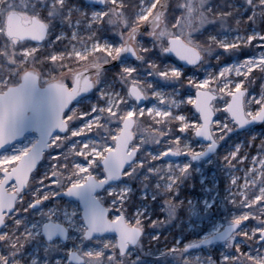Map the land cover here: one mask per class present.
<instances>
[{
	"label": "snow or ice",
	"instance_id": "1",
	"mask_svg": "<svg viewBox=\"0 0 264 264\" xmlns=\"http://www.w3.org/2000/svg\"><path fill=\"white\" fill-rule=\"evenodd\" d=\"M41 83L53 113L47 133L0 153V248L11 253L0 264L32 238L24 218L61 193L83 202L85 239L113 234L80 264H130L146 227L165 221L130 213L128 189H105L110 210L92 193L143 169L175 193L189 166L168 161L199 160L221 141H231L228 199L242 210L221 236L231 250L221 264H264V0H0V149ZM199 139L207 143L196 150ZM165 203L171 215L177 205ZM186 251L167 249L198 264Z\"/></svg>",
	"mask_w": 264,
	"mask_h": 264
},
{
	"label": "rangeland",
	"instance_id": "2",
	"mask_svg": "<svg viewBox=\"0 0 264 264\" xmlns=\"http://www.w3.org/2000/svg\"><path fill=\"white\" fill-rule=\"evenodd\" d=\"M74 2V0H70ZM183 2V0H180ZM221 0H213L219 4ZM232 0H224L225 6ZM215 64V60H212ZM45 71L46 66H39ZM202 75V73L200 74ZM92 102L96 97L91 96ZM83 109L84 105H73ZM189 108L191 106H188ZM135 119V117H134ZM144 121L142 127L148 128L153 125L150 118L141 117ZM78 123V122H75ZM155 127H161L156 125ZM174 127V125H173ZM259 130V127H257ZM36 141V134L30 133L24 136L22 142L12 145L3 154L11 155L14 151L31 147ZM231 141H221L218 151L207 161L190 163L184 159L179 161H169L174 166H189V174L185 176L177 186L175 193H165L158 190L159 178L154 174H149L147 169L138 171L135 175L121 178V180L106 189H128V211L130 213L140 212L151 218V221H165L159 228L146 227L145 235L140 246L133 248L130 252V264H181V258L170 254V260L164 257L167 249L176 246L184 249L188 244L197 242L222 230L225 225L231 223L232 219L240 214V208L233 206L229 197L230 171L225 167L222 157L225 149ZM205 144L195 142L194 147L200 150ZM152 145H146L147 150H153ZM47 161H41V165ZM147 196V199H145ZM98 200L108 210L111 208L112 199L104 189L97 194ZM171 199L177 212L169 214L166 200ZM69 207L73 209L71 213L66 211ZM76 202L67 201L58 196L35 210L24 218V231L32 234L24 248L14 257L13 264H70L67 260L68 252L94 251L100 249L101 243L111 236L96 237L85 240L80 211ZM168 209V210H167ZM247 211V209H243ZM57 222L65 226L68 230L66 242L56 239L46 242L41 233V227L46 222ZM146 224L150 221H145ZM199 232V234H197ZM159 235L158 241H153L152 236ZM243 252L252 251L245 244ZM0 253L11 255L7 248H0ZM231 250L227 247V241L221 244H214L200 250L186 251L183 259L198 261V264H221L222 257L230 255ZM174 256V257H173Z\"/></svg>",
	"mask_w": 264,
	"mask_h": 264
},
{
	"label": "water",
	"instance_id": "3",
	"mask_svg": "<svg viewBox=\"0 0 264 264\" xmlns=\"http://www.w3.org/2000/svg\"><path fill=\"white\" fill-rule=\"evenodd\" d=\"M41 101L43 102L42 106L39 107L38 109L34 108V105L40 103ZM75 104H76L75 101H73L72 104L70 105V107L72 105H75ZM52 119H53V113L51 110L50 97L45 92V86L43 84H40L38 86L37 91L33 95V99L30 101L29 107L25 112V116H24L22 122L18 126V129H17L18 135L16 136L15 140L12 141V144L10 146H6V148L0 149V153L7 151L14 144L22 142L24 136L27 134H30V133L36 134V141L33 143V145L36 144L38 141H40L42 139V136L47 133V130L51 125ZM198 142L203 143V144L207 143L203 139H199ZM218 148L212 152H205V155H203L199 160L207 161L216 153ZM177 159H178V157H173L170 160L176 161ZM199 160H196V161L192 160V161L197 162ZM120 180H121V178L120 179H114V180L110 181L108 185H105L103 188L97 189L92 193L93 197H95V199L99 202V204L102 208L107 209L97 199L96 195L99 192H101L102 190H104L105 188H107L108 186L116 184ZM58 197L63 198L67 201L76 202L78 204L79 209H80V216L82 218V222H83L84 226H86V220L84 219V213L82 211L84 208L83 202L80 199H78L77 197H69V196L64 195L62 193L59 194ZM229 226H230V224L225 225L222 228V230H220L219 232H216L215 234H213L209 237H206L204 239H201L197 242L188 244L184 249H187V251L189 252V251H194V250H200V249H203L205 247L212 246L214 244L224 243L226 240L221 239V236L223 235L224 231L229 228ZM41 233H42V236L44 237L45 241L48 243L52 242L56 239H59L61 242H66V240L68 238V230L66 229V227L60 223H57V222L49 221V222L44 223L41 227ZM112 235H113L112 233H106L103 235L94 234L93 238L102 237V236H112ZM83 237H84V235H83ZM93 238H90V239H93ZM85 240H89V239H85ZM79 256L80 255L76 251H70L67 255V260L70 264H80Z\"/></svg>",
	"mask_w": 264,
	"mask_h": 264
},
{
	"label": "flooded vegetation",
	"instance_id": "4",
	"mask_svg": "<svg viewBox=\"0 0 264 264\" xmlns=\"http://www.w3.org/2000/svg\"><path fill=\"white\" fill-rule=\"evenodd\" d=\"M96 7H99V6H96ZM69 83H70V81H69ZM257 127H259V126H257ZM182 159H184V160H186V161H190V163H197V162H199V161H197V162H193L192 160H191V158L190 157H188V156H180V157H178V159L176 160V161H179V160H182ZM169 161H172V160H169ZM168 161V162H169ZM176 161H174V162H176ZM78 253V252H77ZM79 254V253H78ZM80 255V254H79Z\"/></svg>",
	"mask_w": 264,
	"mask_h": 264
},
{
	"label": "trees",
	"instance_id": "5",
	"mask_svg": "<svg viewBox=\"0 0 264 264\" xmlns=\"http://www.w3.org/2000/svg\"><path fill=\"white\" fill-rule=\"evenodd\" d=\"M174 204V203H173ZM168 208H169V206H168ZM176 209V208H175ZM168 210V209H167ZM173 212H177L176 210H174ZM197 234H199V232L197 233ZM165 258H166V260L168 261V260H170L171 259V255L169 254V253H167L165 256H164ZM174 257V256H173Z\"/></svg>",
	"mask_w": 264,
	"mask_h": 264
}]
</instances>
